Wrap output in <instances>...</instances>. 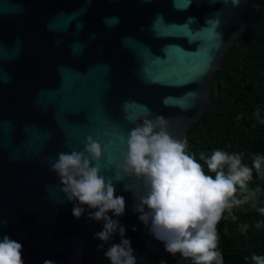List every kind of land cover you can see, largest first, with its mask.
Listing matches in <instances>:
<instances>
[{"label":"water","instance_id":"95a60500","mask_svg":"<svg viewBox=\"0 0 264 264\" xmlns=\"http://www.w3.org/2000/svg\"><path fill=\"white\" fill-rule=\"evenodd\" d=\"M263 13L264 0H0V233L23 244L25 264H111L119 229L94 239L104 221L86 219L96 211L87 205L75 219L77 202L49 170L89 135L102 147L99 174L125 200L122 216L107 215L125 228L136 264H191L139 219L147 187L121 167L128 133L163 116L187 141L213 103L223 57Z\"/></svg>","mask_w":264,"mask_h":264},{"label":"clouds","instance_id":"9594fccd","mask_svg":"<svg viewBox=\"0 0 264 264\" xmlns=\"http://www.w3.org/2000/svg\"><path fill=\"white\" fill-rule=\"evenodd\" d=\"M235 6H240V0H235ZM255 7L259 9L261 5ZM127 147L121 166L123 172L143 177L147 187V195L140 198L137 206V211L142 213L139 219L145 224L151 219L153 236L162 241L165 250L174 257L179 253L182 258H193L195 264H212L213 261L223 264V254L217 250V225L225 210L231 212L233 206L247 202L248 197L236 199L235 194L237 185L246 189V182L252 178V168L242 165L238 154L215 150L207 158L200 153V159L215 177L205 174L201 163L186 152V141L170 133L169 122L163 116L137 123L128 133ZM101 155V144L89 135L83 151L59 153L49 170L59 176L67 201L77 202L72 208L75 219H80L85 212L83 206L87 205L96 211L90 212L86 219L104 221L102 231L94 233V239L107 242L119 229L121 242L111 245L105 252L111 264H136L131 241L124 238L125 228L107 215L111 211L116 217L122 216L125 200L115 196L112 182H106L99 174ZM92 161L97 163L90 166ZM225 165L227 175L223 171ZM253 167L260 171L259 157L253 161ZM125 188L127 190V186ZM145 206L149 212H145ZM259 211L264 214V208ZM6 224V220H0V228ZM256 227H261L260 223ZM103 247V244L97 245L98 250ZM22 250L21 242L0 233V264H25ZM252 260L255 264H264V256L253 255ZM43 264H55V261L46 259ZM159 264L167 262L161 259Z\"/></svg>","mask_w":264,"mask_h":264},{"label":"trees","instance_id":"16d2710c","mask_svg":"<svg viewBox=\"0 0 264 264\" xmlns=\"http://www.w3.org/2000/svg\"><path fill=\"white\" fill-rule=\"evenodd\" d=\"M211 91L213 103L189 130L186 152L213 178L201 152L206 158L215 150L238 154L242 165L252 168L246 189L237 185L235 194L236 199L248 197L247 202L225 210L217 225V250L223 264H255L253 255L264 256V214L259 211L264 208V13L225 54ZM258 157L259 172L253 167ZM223 171L228 174L227 165Z\"/></svg>","mask_w":264,"mask_h":264}]
</instances>
